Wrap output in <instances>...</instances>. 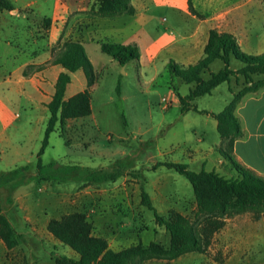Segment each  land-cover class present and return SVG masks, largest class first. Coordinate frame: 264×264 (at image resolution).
<instances>
[{
  "label": "rangeland",
  "instance_id": "1",
  "mask_svg": "<svg viewBox=\"0 0 264 264\" xmlns=\"http://www.w3.org/2000/svg\"><path fill=\"white\" fill-rule=\"evenodd\" d=\"M28 1L33 2L31 8L12 13L7 18L11 25L5 34L7 45H11L7 48L9 58L14 57L13 50L24 42L28 44L50 37L55 27L53 35L58 44L55 58L67 42L81 41L85 44V39H88L86 50L96 67L92 88H88V79L83 71H79L75 78L76 87L85 80V91L91 95L92 115L83 121L68 122V131H63V138L58 132L52 134L50 145L42 156L45 165L57 161L63 165L85 166V171L50 174L55 180L38 184L33 179L37 174L38 153L30 146L20 162L17 160L18 166H12L13 161L8 157L0 162V174L29 166L26 179L20 177L16 182H25L23 186L31 184L29 195L37 199L58 198L57 202L47 200L44 210H34L38 217L43 213H55L57 218L70 213L85 214L93 226L94 235L107 239L113 250L138 248L142 254L138 264H264V217L258 219L253 213H245L228 219L213 236L207 252L171 259L167 254L171 248L169 234L157 224L154 213L141 201V191L145 189L160 215L167 216L175 210L188 220L192 230L207 216L199 212L192 185L184 176L173 169H154V166L158 162L176 163L189 147V142L200 144L206 111H221L226 101L231 99L228 86L232 93L237 94L244 88V81L241 78L237 83L233 79L229 85H220L211 95L197 98L193 104L206 113H192L189 119H185L181 109L171 107L168 90L173 88L172 94L176 96L180 93L187 95L194 85L179 78L170 81L167 64L172 57L169 56L168 44L170 38L195 36L200 27H209L218 20L225 27L228 12L234 9L237 16L243 13L240 8L236 10L241 5L234 4L239 0H194L202 18L189 12L187 0H132L141 14L150 15V20L139 31L140 61H131L126 67H121L103 53L96 43H90L110 42L109 37L105 35L104 40L103 36L85 35V0H59L55 20L51 16L56 0H23ZM259 1V7L250 5L248 15L264 25V0ZM93 2L92 14L98 15L95 7L99 6V0ZM21 5L20 2L16 4L18 7ZM45 20H50V23H45ZM9 62L13 63V60ZM242 66L240 61L234 60L231 68ZM223 68L224 64L216 61L210 71L218 73ZM25 72L31 76L33 69L27 67ZM203 78L209 79L210 72L203 74ZM119 85L120 94L117 91ZM164 100H169L167 108ZM218 138L217 133L214 137L208 131L206 145L211 146ZM188 165L193 171L200 170V164ZM213 171L227 179L238 176L229 161L223 164L215 162ZM113 174L120 177L112 181L110 176ZM11 195L9 187L0 190V202L10 211L5 212L7 216L16 219L17 229L26 234L17 248H0V264H56L59 256L73 259L78 256L71 248L61 242L55 243L53 237L45 233V223L40 217L36 224L39 235L29 234L30 226L22 222L18 211H13L6 204ZM41 210L42 214H39Z\"/></svg>",
  "mask_w": 264,
  "mask_h": 264
},
{
  "label": "trees",
  "instance_id": "2",
  "mask_svg": "<svg viewBox=\"0 0 264 264\" xmlns=\"http://www.w3.org/2000/svg\"><path fill=\"white\" fill-rule=\"evenodd\" d=\"M187 5L193 16L202 18L194 6V0H187ZM0 10L12 12L16 10V7L11 0H0ZM136 12L132 0H99L97 11L100 18L133 16ZM45 23H50V20H45ZM101 51L112 57L121 67L141 59V49L136 43L101 42ZM234 60L240 61L243 66L233 70L231 66ZM216 61H221L224 68L218 73H213L210 68ZM53 62L61 65L64 72L60 74L52 100L47 104L50 118L42 147L37 155V180L40 182L55 180L50 177V174H72L87 169L79 165L59 164L57 161L48 165L43 163L42 156L59 123L64 128L68 120L92 115V100L88 90L69 99L66 98L72 75L79 71H83L86 75L88 88L94 85L92 77L95 70L84 44L81 41L67 42L64 50ZM167 70L172 77L194 85L186 96L178 95L182 114L190 111L199 112L193 102L199 97L211 95L220 85L230 83L233 79L237 83L241 78L244 81V88L237 94L233 93L232 101L222 112L211 113L218 122V131L225 141L224 148L221 150L222 155L237 172L236 178L227 179L215 171L205 169L196 172L184 163L158 162L154 166V169L158 167L173 169L190 182L199 212L207 215L204 222L192 230L188 220L175 210L170 211L167 216H162L150 194L145 189L141 191L143 206L154 213L157 224L164 227L170 236L171 248L167 254L171 259H177L190 253L207 252L213 236L224 227L228 219L245 213H253L258 219L264 217V179L240 165L233 155L236 141L244 135L241 120L235 113L236 109L246 96L255 95L264 90V53L259 55L245 53L233 34L211 29L203 58L189 66L177 64L171 59L167 64ZM207 72H210V78L204 79L203 74ZM117 91L120 94V85ZM28 171L29 166H23L0 174V189L9 187L12 193L25 183L16 182L20 177L26 179ZM119 177L118 174H113L110 180H117ZM69 180L74 179L69 178ZM48 230L59 242L78 255V259L59 256L56 258V264H138V259L142 256L136 247L122 251L113 250L107 239L94 235L92 224L82 213H70L63 215L60 219H52ZM22 239V235L12 225L0 202V240L5 243L8 250H13L21 244Z\"/></svg>",
  "mask_w": 264,
  "mask_h": 264
},
{
  "label": "crops",
  "instance_id": "3",
  "mask_svg": "<svg viewBox=\"0 0 264 264\" xmlns=\"http://www.w3.org/2000/svg\"><path fill=\"white\" fill-rule=\"evenodd\" d=\"M11 1L15 5L16 10L12 12L0 10V162H3L4 159L8 157L13 161L12 166H18L19 163H17V160L20 162L25 156L26 151H28V146L33 148V150H37V153H39L42 147L45 131L50 118L47 104L52 100L57 80L60 74L64 72V69L61 65L53 62L57 50L55 47L58 45L57 39H55L53 35L55 27L52 29L51 35L47 39H36L34 42L28 44L24 42L22 45H19L20 47L13 50L14 57L9 58L7 56V53H9V49L7 48L11 46L9 43L7 45V36H5L11 28L7 20L8 16L20 10L31 8L33 5V2L30 1ZM93 1L94 0H85V20L87 23V26H85V35H92L96 38L103 36L104 40L106 35L109 37V41L113 43L140 44L139 40L141 35L139 31L147 25L150 20V15L146 16L141 14L140 9L133 3L137 10L136 14L133 16L122 15L113 18H100L98 15L92 14V12H94ZM19 2L22 3V7L16 6ZM234 4L241 5L236 8V10L238 11L240 8L243 13L237 16L238 13H235L236 11H234V9L228 12L225 16V27H222L218 20L209 27H200L201 29L196 32L195 36L184 38L173 36L174 38H170L168 51L170 52L169 56L172 57V60L185 66L197 63L204 56V49L208 43L210 30L219 29L220 31L221 28H223L221 32H227L237 37L245 53L251 55L264 53V25L252 19L254 17L251 18V16L248 15L250 5L259 7L260 1L239 0ZM58 6L59 0H56L54 11L51 16L54 20L59 11ZM95 11H98V6L95 7ZM261 29L263 31H260ZM19 30L20 29L17 28V31ZM86 40L88 39H85V44L83 43L85 48L86 44H88ZM90 43H96L101 48V43L93 41ZM9 59H12L13 63H10ZM93 66L94 70H96L94 64ZM27 67L33 69L31 76L27 75L25 72L27 71ZM238 69L240 68H234L233 70ZM77 73L72 75V82L68 86L66 93L67 99L85 91V80L81 82V85L78 87L75 86ZM169 76L170 81L177 80V78H173L171 74ZM229 84L230 83H228V85ZM218 89L219 87L213 92ZM228 90L230 91L231 99L230 101H226L221 111H206L208 113L205 114L207 117L204 124L205 126L200 130L202 133V138L199 139L200 144L192 145V142H189V147L184 150L182 157H178L176 163L200 164L199 171L202 169L213 171L215 162H219L220 164L227 162L220 151L224 148L225 141L218 131V122L211 116V113L222 112L232 101L233 93L231 92L230 86H228ZM172 92H174V89L169 88L168 94L170 96V102L172 101L171 107L173 106L181 109L182 105L179 97L175 94L173 95ZM198 111L204 112L205 110L198 109ZM192 113L200 114L195 111H190L184 114L185 119H189ZM235 113L241 120L244 135L235 143L233 152L234 158L240 165L264 179V90L255 95L246 96L237 107ZM80 120L83 121L84 118L68 120L64 128H62L59 123L54 133L58 132L59 136L63 138V131H68V126L66 127V124L68 122L71 123ZM81 125L84 126L85 124ZM43 130L44 133L42 135ZM208 131L213 133L214 137H216L217 133L219 137L211 146L206 145ZM34 176H36V179L35 177L33 179L36 180L38 184L43 182L37 180V174ZM31 180L32 179H30L29 182ZM60 188L61 187H59V189ZM31 189V184L26 186L20 185L12 192V195L8 197L6 204L12 207L13 211H18L20 213L19 215L23 218L22 222L30 226L31 233L29 234L33 236L39 235L40 232L37 230L36 224L40 217L42 222L45 223V233L53 237L52 239L55 243H58L59 241L49 232L48 226L52 219H60L61 217L57 218L55 213H48L49 215L43 213V216L40 215L38 217L37 213L34 212V210L39 211L42 208L44 210L47 200L57 202L58 198L54 197L47 199L43 197L37 199L29 195L30 192H32ZM43 210H41L39 214H42L41 212ZM5 212L10 211L5 209ZM9 219L17 232L24 238L26 233L17 229L15 223L17 222L16 219H13V217H9ZM0 248L7 249L5 243L1 240ZM77 258L78 256L75 259Z\"/></svg>",
  "mask_w": 264,
  "mask_h": 264
},
{
  "label": "built area",
  "instance_id": "4",
  "mask_svg": "<svg viewBox=\"0 0 264 264\" xmlns=\"http://www.w3.org/2000/svg\"><path fill=\"white\" fill-rule=\"evenodd\" d=\"M166 102V108L169 106V100H164Z\"/></svg>",
  "mask_w": 264,
  "mask_h": 264
}]
</instances>
